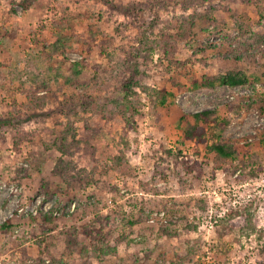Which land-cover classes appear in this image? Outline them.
<instances>
[{
	"label": "rangeland",
	"instance_id": "374dc122",
	"mask_svg": "<svg viewBox=\"0 0 264 264\" xmlns=\"http://www.w3.org/2000/svg\"><path fill=\"white\" fill-rule=\"evenodd\" d=\"M193 14L198 16L191 34L195 48L219 49L198 51V62L170 71L158 65L159 53L153 61L141 59L142 30L156 34L166 20ZM63 20L70 47L51 56ZM262 46L264 0H0V131L16 123L38 133L21 151L9 133L0 143V264H264V52L258 51L250 65L220 57ZM194 51L185 39L176 56L184 60ZM81 60L86 65L74 76V62ZM106 68L113 71L110 79L107 71L101 75ZM226 70H246L251 83L191 89L192 74L201 79ZM35 71L43 79L37 83ZM135 76L153 87L170 86L175 77L186 86L165 105L153 104L140 88L126 99L124 84ZM251 100L253 106L238 114L228 110L229 102ZM208 108L221 118L232 117L223 139L236 146L240 158L247 150L258 155L253 166L262 168L259 176L239 181L230 167L214 168L206 146L182 143L183 116ZM85 138L86 144H76ZM121 149L126 173H102ZM58 160L72 162L77 175L87 169L90 178L68 185L53 173ZM196 162L203 163L202 170ZM56 202L61 205L56 217L43 220ZM250 204L260 217L258 229L236 227L221 242L220 220ZM117 210L138 225L100 228L99 220ZM70 229L80 231L90 253L72 252L65 235ZM98 234L114 240L118 256L97 257Z\"/></svg>",
	"mask_w": 264,
	"mask_h": 264
},
{
	"label": "trees",
	"instance_id": "16d2710c",
	"mask_svg": "<svg viewBox=\"0 0 264 264\" xmlns=\"http://www.w3.org/2000/svg\"><path fill=\"white\" fill-rule=\"evenodd\" d=\"M26 4V3H25ZM27 5H25L26 8ZM232 16L237 19V14H232ZM198 17L195 14L190 16L189 18H183L182 16H178L177 18H172L170 20H166L164 22V25L159 28L158 32L156 34H147L146 30H142V33L140 34V37L138 41L140 42V47L138 48L139 51H144V58L148 61H153L152 57L155 53H159V60L158 65L165 66V69L170 71L172 67H175L177 69H183L187 68L188 63L190 60L194 61L195 63L199 60H196L195 57L198 54V51L200 52H207L210 49H219L220 46L218 45H212V44H206L203 48H195L193 44V38L191 37L192 34V26L194 25V22L196 21L195 18ZM65 20L57 23V30L55 32L56 34V40L51 44V56L55 55H62L64 54L68 48L70 47V39L72 36L66 34V27L64 26ZM236 24L240 31H245V23L240 20H236ZM217 25V24H216ZM218 26V25H217ZM98 38V35L94 32H92V40L96 41ZM188 39L189 45L194 49V54H192L191 58L187 59H179L176 56V52L179 50L180 42L183 40ZM262 50L264 52V46L253 50L252 52L245 51V52H238V51H232L228 52L224 55H220L225 60H234L237 62H243L245 64H249L253 61V59H257L258 51ZM109 55V59H113L112 54L106 53ZM167 62V65L165 63ZM84 61H76L73 65V72L74 76L79 75L83 67L85 66ZM36 65V69H38ZM107 71V74L105 73ZM97 72H99L97 68ZM105 73L107 75L106 77L108 79L111 78V74L113 71L109 70L108 68L101 70V75ZM252 74H249L246 70H226L225 72H219L216 74H204L203 77L200 79L196 77L194 74L191 75V83L192 88L196 89L198 87L207 88L210 90H214L216 88L222 87V86H228L231 88L239 87L243 85H247L251 83V76ZM32 80L37 83L40 80H43L41 78V74L39 71H35L32 74ZM174 86L178 87V90L174 89ZM184 85L180 79L173 78V83L170 86H162V87H153L148 83L140 82L138 77L135 76V78L127 80L124 84V90L123 94L126 99H129V97L133 94H137V89L140 88L143 90V92L147 93L151 99V102L156 105H165L167 104L170 97H174L177 93V91H183ZM35 101L40 102L41 104H45V100H42L41 98H34ZM254 104V101H250L246 104H239V103H228V110L229 112L233 114H238L241 112V110L246 107H252ZM136 108V106L134 107ZM138 114L142 115L141 112H139V109L136 108V111ZM134 112V113H135ZM183 121H187V126L183 129V139L182 143L184 145H188L191 143H195L197 145H204L206 146V150L208 154L214 155V168H229L230 172L237 173L238 180H246L247 178L251 177H257L259 176V173L262 171V168H254L255 163H259V157L257 154H252L249 150L246 151L245 157L240 158L239 150L236 148L234 144L227 143L223 139V133L227 130V128L230 126L232 122L231 116H225L221 118L218 114L217 109L215 108H208L204 110H200L194 113L185 114L183 116ZM128 123H130V119L128 118ZM87 130H90L88 128ZM9 133V135L14 140V147L17 150H22L26 145L28 146L29 143H32L34 140V137L38 134L36 131L30 132L26 131L24 129V126L21 124H12L11 128L8 130V132H1L0 131V143H6L8 136L6 135ZM88 140L85 139H79L76 144L80 145L81 143H87ZM68 146H65L64 144L61 146V149L64 153H68ZM181 152V151H179ZM167 153L171 154L172 150H168ZM255 157V159H254ZM125 160V152L124 150H120V153L115 155L114 158H112L110 163H106V165L103 167L102 173L104 172L106 175H108L110 172H117L122 171L126 173V167L124 165ZM187 163V168L189 171H191V167L189 168V163ZM202 162H196L194 164V167L196 169L202 170ZM124 167V168H123ZM72 169H75V166L72 162H65L63 160H58L56 163L55 169L53 171L55 176L63 178L68 185L72 186V184L75 182L77 178H80V181L83 182L87 178H90L89 172L85 168H81L78 172L80 174H74ZM93 171H91L92 173ZM94 177V175H93ZM89 183V182H88ZM48 185H44L43 187L48 190ZM66 193H68L67 190H62ZM46 195L49 196V193L46 191ZM60 202H56L54 204V207L51 210H48L45 214L42 215L43 220L47 222H51L53 220V217H56L54 215V212L60 208ZM81 206H78V209H80ZM71 216L74 214L73 212L69 213ZM260 222V217L257 214V211L255 209H252L251 204L246 205L242 209H231L227 216L225 218H222L220 220L219 225L216 228V234L218 235L221 242L224 239V236L231 231H233L236 227H239L242 230H252L255 231L258 229V224ZM99 223H101V227H103L104 223H111L114 227L113 229H119L122 228L123 230L126 228L127 225H138L137 221L130 220L129 215L125 213L124 211H114L109 213L107 216L102 217L101 220H99ZM11 221L9 220L2 226V233L7 234L10 229ZM86 227L89 228V225L87 224ZM90 229V228H89ZM99 233L102 232L101 229L98 230ZM260 231L263 232V230L260 229ZM67 235V243L69 248L72 250V252L77 251L78 249L82 250L81 253H90L88 246L81 241L80 238V231L70 229L69 231L65 232ZM99 239L96 238V242L99 241L98 247L95 246V249L93 252L99 257V259H102L103 257H106L108 255L110 256H118V247L116 246L113 241H109V236L106 235L105 237L101 238L100 234H98ZM95 237V236H94Z\"/></svg>",
	"mask_w": 264,
	"mask_h": 264
},
{
	"label": "built area",
	"instance_id": "2783aa9c",
	"mask_svg": "<svg viewBox=\"0 0 264 264\" xmlns=\"http://www.w3.org/2000/svg\"><path fill=\"white\" fill-rule=\"evenodd\" d=\"M75 208H76V202H73L72 203V205H71V211L73 212L74 210H75ZM24 210V207L22 206L21 208H20V211H23ZM38 213V210L37 209H35V210H33V214H37ZM58 214V213H57Z\"/></svg>",
	"mask_w": 264,
	"mask_h": 264
}]
</instances>
